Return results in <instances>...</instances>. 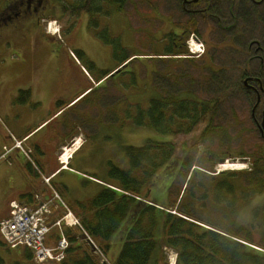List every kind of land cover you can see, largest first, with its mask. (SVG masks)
Returning a JSON list of instances; mask_svg holds the SVG:
<instances>
[{
	"label": "rangeland",
	"instance_id": "374dc122",
	"mask_svg": "<svg viewBox=\"0 0 264 264\" xmlns=\"http://www.w3.org/2000/svg\"><path fill=\"white\" fill-rule=\"evenodd\" d=\"M60 1L56 0V4H60ZM146 1L148 0H128V3L125 2V9L120 12L114 8L108 9L106 2L102 1L100 13L93 9L88 13L80 12L81 15L74 18L57 11L53 17L42 22L40 29L35 25H27L22 18L16 22L17 29L0 31V150L5 145L0 170L8 160L13 159L16 164L21 161L17 160L16 151L23 154V150L27 153L13 142L12 116L4 110L13 104L20 105L21 108H33L27 99L28 93L24 95L26 102H18L20 91L24 90L21 86L28 85L26 90L44 93V96H40L47 102H51L54 95L61 93L59 89L66 88V92L62 93L64 97L75 91L87 90L77 99L80 102L74 110L78 111L70 112L78 113L90 109L89 112L93 114L92 120L88 119L93 125L92 129V125H89L88 129L80 132L87 144L79 152V156L87 158L85 172L90 177L108 182L111 167L129 171L124 147H142L149 139L165 141L164 136L144 126H134V120L132 121V117L139 111L149 107L150 100L161 96H176L180 101L192 100L199 103L217 100L214 125L220 129L208 134L206 142L199 149L205 147L206 156L211 155V162L216 159L215 175L216 169L220 165L225 166L227 162L230 163L225 167L227 169H233L235 166L230 165L237 164V171H250L251 159L259 155V152H264V140L251 118L253 99H248L242 91L241 94H233V89L241 82L234 70L236 67L241 68L243 63L219 62L214 61L213 57L211 65L207 63L208 68L212 66L219 69L222 65L232 69L221 76L205 70L201 62H189L193 59L174 60L171 58L173 54L166 53L171 47L170 40L165 37L170 25L164 26L167 22L164 24L160 19H154L158 18L154 7ZM0 5H3V0H0ZM109 11L110 16L106 13ZM49 22L57 29L56 35L47 33ZM115 40H118L116 51ZM70 51H81L83 54L77 55L75 59L70 56ZM124 57H131L128 62L133 61L119 72L114 71L108 75L102 86H93L84 77L83 69L89 72L91 79L97 81L102 71L114 69ZM69 75L76 76L73 78L74 84L71 83ZM52 77L56 87H51L47 94V81L51 82ZM13 91L17 94L14 95ZM60 153L59 150L56 160ZM7 155L10 156L6 159ZM202 155L204 153L200 154ZM12 164L13 171L0 172V218L9 206L8 203L17 198L21 184L26 182L23 175L14 173L17 171L16 165ZM166 181L164 175L157 180L153 195L164 192ZM182 181L183 178H180L176 182V194L184 188L185 183ZM80 186L81 189L73 188L64 199L70 203L75 198L76 201L86 202L98 194L84 181L80 182ZM30 190L33 191L32 188ZM42 191L47 196L44 185L36 193ZM260 200V197H255L252 204ZM248 210L249 208L239 214L240 221L248 220ZM254 240L262 242L257 234L254 235ZM25 250L24 247L16 250L0 247V258L3 264H35L33 256L31 262L24 260ZM119 250V245L110 248L109 259L115 260ZM163 251V264H171L175 252L170 248H164ZM95 257L101 262L100 256ZM39 264H47V261Z\"/></svg>",
	"mask_w": 264,
	"mask_h": 264
},
{
	"label": "trees",
	"instance_id": "16d2710c",
	"mask_svg": "<svg viewBox=\"0 0 264 264\" xmlns=\"http://www.w3.org/2000/svg\"><path fill=\"white\" fill-rule=\"evenodd\" d=\"M102 1L107 7L116 5L114 9L120 12L128 0H91L87 5L90 10L77 12L62 0V13L76 18ZM96 11L100 13L101 7ZM115 42L114 51L118 48V40ZM171 52L170 48L166 50L167 54ZM184 54L185 48L178 53ZM130 59L124 57L118 65ZM261 81L264 85V78ZM25 93L20 91L18 102L26 101ZM217 105V100L199 103L161 96L150 100L146 110L132 117L134 126H144L166 139H149L142 147H124L130 170L111 167L109 181L104 182L116 190L100 185L92 199L68 203L101 256L92 253L79 232L66 229L69 248L60 264H101L95 256L104 257L106 264H163L164 248L176 253L177 264H264V152L251 159L250 171H222L215 175L216 159L211 162V155L206 156L205 147L199 146L206 142L208 134L220 129L214 125ZM31 160L23 171L27 178L35 180L44 169L32 154ZM163 175L167 179L165 190L155 196L153 187ZM180 178L185 184L176 194L174 188ZM52 186L64 198L65 191ZM33 194L26 192L19 198L33 205ZM255 197L261 200L252 204ZM248 208V220L240 221L239 214ZM255 234L261 243L254 240ZM116 245L120 252L110 260L108 251ZM0 247L8 249L2 240ZM24 258L31 262L30 250H25Z\"/></svg>",
	"mask_w": 264,
	"mask_h": 264
},
{
	"label": "flooded vegetation",
	"instance_id": "af4514ba",
	"mask_svg": "<svg viewBox=\"0 0 264 264\" xmlns=\"http://www.w3.org/2000/svg\"><path fill=\"white\" fill-rule=\"evenodd\" d=\"M89 1L91 0H65V3L71 10L77 12L82 9L90 10L87 6ZM146 2L154 7L158 17L154 19H160L164 24L167 22L164 26L170 25L165 37L171 42L170 54H173L171 58L174 60L184 61L178 53L186 48L189 36L193 35L196 41L204 43L205 50L202 56L189 62H201L205 70L208 69L221 76L232 69L222 65L219 69L212 66L208 68L207 63L211 65L213 57L214 61L243 63L241 68L236 67L234 70L241 82L233 89V94L242 91L248 99H253L251 118L257 132L264 140V126L259 124L264 116V85L261 81V78H264V0H148ZM113 5L108 6V9L114 7L116 9V5ZM125 7L126 4L121 11ZM63 8L62 0L60 4H56V0H3V5H0V31L17 29L16 22L22 18L27 25L32 27L35 25L40 29L44 20L53 17L54 12H62ZM91 9L99 10L100 6ZM69 78L74 84L73 78L76 76L69 75ZM53 80L52 77L51 82L47 81V94L51 87H56ZM86 80L88 81L87 78ZM21 87L28 93L27 99H29L33 91L25 89L28 85ZM65 89H59L61 93L59 98L54 100L55 105L73 106L76 98L68 100L64 97L62 93L66 92ZM55 96L57 95L53 97ZM83 122L74 125L73 130L88 129V123ZM71 141L72 138L69 142Z\"/></svg>",
	"mask_w": 264,
	"mask_h": 264
},
{
	"label": "crops",
	"instance_id": "0c3cea01",
	"mask_svg": "<svg viewBox=\"0 0 264 264\" xmlns=\"http://www.w3.org/2000/svg\"><path fill=\"white\" fill-rule=\"evenodd\" d=\"M103 75L104 74L100 73L98 79H102L104 77ZM84 91L85 90L75 91L67 98L68 100L75 99ZM12 93H14V95L17 94L15 91ZM41 94L43 95L44 93ZM41 94L40 92L36 91L35 93L34 91L31 92L28 100L29 104L33 106L32 109L29 107L21 108L19 107L20 105L13 104L4 110L5 112H8L10 116H12L11 119L14 134L11 138L17 142H21L25 149L31 150L32 159L42 166L44 169V176L47 177L54 175L51 182L55 186H58L63 191H65V197L70 191L73 190V188L81 189L82 187L80 186V182L82 181L88 184L89 188L93 192L96 191L97 193L100 189V185L98 184L99 180L93 178L92 176L90 177L87 172H85V170H87V158L86 156H79V152L83 149V147H85L87 141L84 139L81 133H78L74 137L75 131L73 130V126L77 125L80 121H87L88 125H92L88 119L92 120L93 114L89 112L90 109H87L84 112L79 111L78 113H71L70 111H78L74 110L77 105L67 107L55 105L54 100L59 98V95L53 97V100L47 103V101L42 99L43 97L40 96ZM92 127L93 125L91 126V129ZM72 136L74 137L72 142H77L75 144V149L73 150V154L68 158L67 167L61 168L62 165L56 160L57 152L69 142V139ZM4 147L5 145L3 148ZM3 148L0 150V158L4 154ZM16 154H18L17 160L21 161L16 164L15 160H8L4 167L0 170V172L10 173V171H13L12 163H14L17 170L14 171V173L17 175H23L26 179V182L21 184V189L16 194L17 198L12 200H20L19 197L21 194L26 192L34 193L38 188L41 186L43 187L41 177L33 181L25 176L23 166L28 160L20 152L16 151ZM9 156L10 155H7L6 159ZM1 160L2 159H0V162ZM30 188H32L33 191H31ZM73 200L76 201V198ZM7 214L8 206L0 219L4 218L3 216H6Z\"/></svg>",
	"mask_w": 264,
	"mask_h": 264
},
{
	"label": "built area",
	"instance_id": "2783aa9c",
	"mask_svg": "<svg viewBox=\"0 0 264 264\" xmlns=\"http://www.w3.org/2000/svg\"><path fill=\"white\" fill-rule=\"evenodd\" d=\"M45 182L48 183L49 179H45ZM52 194V197L48 200L36 195V205L34 206L12 201L8 217L0 221V234L6 244L10 248L20 246L30 248L37 264L46 261L60 262L64 259V252L68 247V242L62 234L63 225L81 229L79 221L63 204L64 210L61 217L51 225V218L59 207L56 202H60L58 195L54 192ZM52 227L59 228L60 239L54 247H48L46 239ZM88 241L95 248V252L99 253L89 238Z\"/></svg>",
	"mask_w": 264,
	"mask_h": 264
},
{
	"label": "bare ground",
	"instance_id": "6f19581e",
	"mask_svg": "<svg viewBox=\"0 0 264 264\" xmlns=\"http://www.w3.org/2000/svg\"><path fill=\"white\" fill-rule=\"evenodd\" d=\"M49 32H50V34H52V35H56V33H57V29H55V27H54V24L53 23H50V26H49ZM72 151H70V153H71ZM70 153H67L66 154V156H64L63 157V160H65L66 161V157L68 156V154H70ZM228 163V162H227ZM225 164V166L224 165H220L219 167H218V170H220V171H226V170H232V169H227V168H225L226 166H228L230 163H228V164ZM237 165V164H236ZM236 165L235 164H231L230 166H235V168H236ZM241 165H243V164H238V166H241ZM221 167H222V169H221ZM235 168H233V170H236ZM171 264H175V261H174V258L172 259V261H171Z\"/></svg>",
	"mask_w": 264,
	"mask_h": 264
},
{
	"label": "water",
	"instance_id": "95a60500",
	"mask_svg": "<svg viewBox=\"0 0 264 264\" xmlns=\"http://www.w3.org/2000/svg\"><path fill=\"white\" fill-rule=\"evenodd\" d=\"M261 125L264 126V116H263V119L261 121Z\"/></svg>",
	"mask_w": 264,
	"mask_h": 264
}]
</instances>
